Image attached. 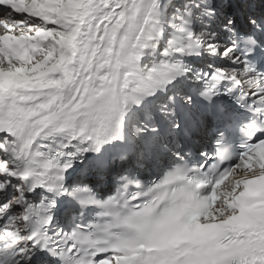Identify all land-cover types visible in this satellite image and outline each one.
Returning <instances> with one entry per match:
<instances>
[{"label": "snow or ice", "instance_id": "snow-or-ice-1", "mask_svg": "<svg viewBox=\"0 0 264 264\" xmlns=\"http://www.w3.org/2000/svg\"><path fill=\"white\" fill-rule=\"evenodd\" d=\"M0 264H264V0H0Z\"/></svg>", "mask_w": 264, "mask_h": 264}]
</instances>
